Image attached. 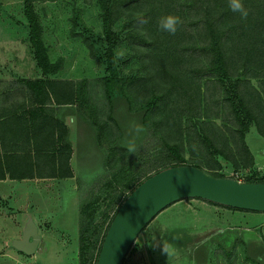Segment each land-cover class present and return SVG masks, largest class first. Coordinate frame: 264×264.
Wrapping results in <instances>:
<instances>
[{
	"label": "rangeland",
	"instance_id": "1",
	"mask_svg": "<svg viewBox=\"0 0 264 264\" xmlns=\"http://www.w3.org/2000/svg\"><path fill=\"white\" fill-rule=\"evenodd\" d=\"M30 1L49 59H62L61 68L46 77L60 88L57 95L61 99L70 97L68 88L64 90L66 82H70L71 103L79 125L75 186L71 189L61 183L57 187L62 197L57 203L66 201L77 212L76 232L61 236L56 229L44 234L35 251L28 254L9 241L10 254L0 262L93 264L113 209L141 180L144 164L159 152L160 140L178 146L182 163L200 165L208 173L225 175L235 167L231 161L212 155L195 133L199 131L204 139L208 133L215 141L221 140V134L231 136L229 116L221 111L218 116L210 115L215 110L216 84L210 79L215 64L209 56L211 40L206 28L210 24L218 33V45L229 58L228 68L241 63L234 55L239 51L232 48V0H109L111 29L118 37L114 58L119 75L129 78L123 86L128 101L116 96L111 112L99 59L104 38L97 0ZM206 4L208 15L203 10ZM247 14L240 9L235 12L249 24ZM237 32L250 46L256 41L239 28ZM29 52L32 55L22 0H0V90L10 87L11 82L21 84L18 78L10 81L16 73L13 56L17 53L24 58ZM249 81L264 99V84L257 78ZM226 84L230 85L228 81ZM152 95L156 97L155 105L142 114L140 104ZM199 108L202 116L195 119L193 115ZM254 131L252 126L246 136L257 153L262 141L253 135ZM257 159L264 163V155ZM255 166L237 168L246 174V181L253 180L255 174L264 180V164ZM32 205L35 223L40 231L47 232L51 219L38 213L36 204ZM63 238L69 241L61 243ZM254 249L264 250V212L184 198L163 208L144 226L124 264H256L244 259V252Z\"/></svg>",
	"mask_w": 264,
	"mask_h": 264
},
{
	"label": "crops",
	"instance_id": "2",
	"mask_svg": "<svg viewBox=\"0 0 264 264\" xmlns=\"http://www.w3.org/2000/svg\"><path fill=\"white\" fill-rule=\"evenodd\" d=\"M17 53L13 56L16 73L10 81L18 78L21 84L17 86V82L15 85L11 82L10 87L0 90V259L10 254L7 243L18 238V233L20 236L26 220L31 218L35 223L32 204L37 205L38 213L51 219L47 232L40 231L35 223L40 236L38 244L44 234L56 229L60 230L61 236L75 233L77 223L76 210L66 201L62 205L57 203V199L62 198L57 189L61 183L71 189L75 186L78 140L75 110L71 99H56L55 94L60 88L54 87L48 76L44 78L50 83L47 82L46 87L50 100L39 103L22 81L41 75L33 54L29 52L22 58ZM66 88L71 96L70 85L65 84L64 90ZM252 126L249 125L241 137L234 132L226 136L228 145H232V158L244 168L264 164L257 159L264 155V136L255 129L253 135L262 141L259 142L262 148L257 149V153L247 140V132ZM242 159H247L245 165L241 163ZM67 241L63 238L61 243Z\"/></svg>",
	"mask_w": 264,
	"mask_h": 264
},
{
	"label": "trees",
	"instance_id": "3",
	"mask_svg": "<svg viewBox=\"0 0 264 264\" xmlns=\"http://www.w3.org/2000/svg\"><path fill=\"white\" fill-rule=\"evenodd\" d=\"M176 1V0H172ZM241 3L236 4V0H232V8L230 9L229 13L232 11V48L234 51H239L234 55L238 56L241 59V63L237 65H232L229 67V58L224 55L222 47L218 45L219 43V35L215 32L213 27L208 24L207 30L209 32V39L210 41V53L211 59L214 61V70L212 71L214 75H210V79L215 81L216 87V94L214 97L215 102V110L212 116H218L221 113L224 115L229 116L228 123L232 124L231 126V135L232 132L238 133L240 137L242 136L243 132L248 128L249 124L252 123L256 129V131L264 136V99L263 96L259 93L258 88L253 87L250 84L251 78H257L258 83L264 84V0H239ZM109 0H97L102 13H101V23H102V35L104 38V42L102 44V48L100 51V62L102 64L103 69V89L105 98L109 104V112L113 110L116 105L117 100L115 99L116 96L122 97L124 100L128 101L127 96L123 90V86L128 82L129 78L120 76L118 71V66L114 58L113 54V47L117 42V35L111 29L112 19L109 14ZM221 4H227L226 2H217ZM242 13H248L247 16L249 19V24L243 18H239L238 15H235L236 11L239 9ZM245 9V10H243ZM205 10V14L208 15L207 11L210 9L207 7H203ZM22 13L27 23V41L31 47L32 54L35 60V63L40 71V77L35 79H23V83L27 86V88L34 93L36 96V100L39 103H45L50 100L47 87V80L44 76L48 74H52L57 72L61 68L62 59L59 58L55 61H51L47 54V49L42 41L41 38V27L39 25L37 16L33 10L32 4L30 0H22ZM246 15V14H245ZM212 27V28H210ZM235 28V32L233 31ZM237 28L240 29L241 32H245V34H249V36H253L256 38V41L252 42L250 46L248 40L244 42V36L242 33L238 35ZM246 31H245V29ZM258 36V37H257ZM240 40L238 41L237 39ZM233 64V60H232ZM232 75V82L229 81V76ZM215 71V72H214ZM259 71L258 74L256 73ZM210 72V71H209ZM211 72V73H212ZM226 81L230 85L226 84ZM63 83V82H62ZM70 82H66L69 84ZM48 84H50L48 82ZM212 86H214L212 84ZM214 88H212V91ZM56 99H61L62 97L55 94ZM217 96V97H216ZM61 97V98H60ZM65 99H72L66 97ZM156 103V97L154 95L147 98L142 104H140L139 109L143 112H146L150 109V107L154 106ZM195 119L200 118L202 115L200 114V108L197 111L196 115H193ZM208 118V115H205ZM83 121L85 122V118L83 117ZM211 121V120H210ZM87 124V123H86ZM89 124V123H88ZM89 129H90V125ZM77 124V133H78ZM193 127H195L193 125ZM196 136L198 137L199 142H204V145L209 147L212 151V155H218L227 161L232 162V166L235 165L233 169H238L237 164L238 162L232 158V145H228L227 141L228 138L226 135L220 136V141H215L214 136H210L207 133V139H204L202 134L199 131H196ZM88 139V138H87ZM86 139V140H87ZM95 140V139H94ZM207 141V144L205 142ZM85 142V141H84ZM95 143V141H94ZM96 145V144H94ZM219 145V146H218ZM97 146V145H96ZM89 147V144H87ZM243 147L246 146L244 145ZM87 149V148H86ZM248 154V153H247ZM237 159V158H236ZM213 160V159H212ZM184 161L183 154L180 153L178 146L176 144L168 143L165 141L160 140V148L159 152L149 159V162L144 164V168L142 169V177L141 180L147 177L149 174L169 165L180 164ZM214 161V160H213ZM247 162V159H242L241 163ZM217 165V163L214 161ZM186 164V163H184ZM193 165V164H191ZM200 167V165H195ZM202 169V167H200ZM204 170V169H203ZM205 171V170H204ZM256 169L254 170L253 174L255 173ZM206 172V171H205ZM208 173V172H207ZM211 174V173H209ZM215 176H223L222 174H212ZM257 174L254 175V179L251 181H264L261 179H257ZM141 180H138L130 189L129 191L137 185ZM128 191V192H129ZM128 192L122 197L120 202L117 206L113 209L111 216L109 217L105 229L102 232L99 245L96 250V255L99 250L103 235L105 230L112 219L113 215L115 214L119 204L128 194ZM201 199V198H200ZM205 200V199H202ZM209 203H212L217 206H223L226 208H233L239 209L243 211H252L247 209H240L231 206L221 205L215 202H211L205 200ZM82 226L80 225V228ZM80 238L83 236L82 228L79 230ZM244 259L249 260L251 263L256 264H264V250L262 252H258V250L254 249L253 252L246 250L244 252ZM96 256L94 258L93 264H95Z\"/></svg>",
	"mask_w": 264,
	"mask_h": 264
},
{
	"label": "water",
	"instance_id": "4",
	"mask_svg": "<svg viewBox=\"0 0 264 264\" xmlns=\"http://www.w3.org/2000/svg\"><path fill=\"white\" fill-rule=\"evenodd\" d=\"M184 198L264 212V181L215 176L184 163L163 167L142 179L121 201L105 230L95 264H121L144 226L163 208ZM39 238L35 223L28 218L11 243L28 254L35 251Z\"/></svg>",
	"mask_w": 264,
	"mask_h": 264
},
{
	"label": "built area",
	"instance_id": "5",
	"mask_svg": "<svg viewBox=\"0 0 264 264\" xmlns=\"http://www.w3.org/2000/svg\"><path fill=\"white\" fill-rule=\"evenodd\" d=\"M246 174H244L243 172H241L240 170L238 169H233L232 171H229L227 174H225V176H230V177H233L235 178L236 180H239V181H246L245 180V176ZM129 251V250H128ZM128 253V252H127ZM127 256V254L125 255V257ZM125 257L123 258L121 264H124V259Z\"/></svg>",
	"mask_w": 264,
	"mask_h": 264
}]
</instances>
